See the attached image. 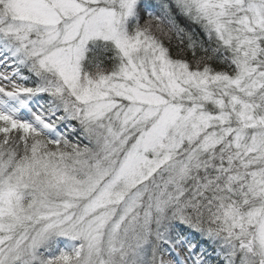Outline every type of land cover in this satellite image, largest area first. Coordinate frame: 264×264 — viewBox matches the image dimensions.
Returning <instances> with one entry per match:
<instances>
[{"label": "snow or ice", "instance_id": "6c2138e0", "mask_svg": "<svg viewBox=\"0 0 264 264\" xmlns=\"http://www.w3.org/2000/svg\"><path fill=\"white\" fill-rule=\"evenodd\" d=\"M0 264H264V0H0Z\"/></svg>", "mask_w": 264, "mask_h": 264}]
</instances>
